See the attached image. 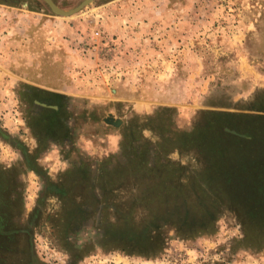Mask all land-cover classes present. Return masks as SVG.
Returning a JSON list of instances; mask_svg holds the SVG:
<instances>
[{"label": "rangeland", "instance_id": "rangeland-1", "mask_svg": "<svg viewBox=\"0 0 264 264\" xmlns=\"http://www.w3.org/2000/svg\"><path fill=\"white\" fill-rule=\"evenodd\" d=\"M104 162L215 231L127 246ZM0 264H264V0H0Z\"/></svg>", "mask_w": 264, "mask_h": 264}, {"label": "trees", "instance_id": "trees-1", "mask_svg": "<svg viewBox=\"0 0 264 264\" xmlns=\"http://www.w3.org/2000/svg\"><path fill=\"white\" fill-rule=\"evenodd\" d=\"M109 164V162H104L102 164L104 168L101 167L99 175H96V177H104L108 173L113 174L110 176L115 178V189L118 194L117 201L113 206V214L116 224L120 225L119 237L127 246L140 244L142 240H145L153 248L155 246L162 248L165 237L161 233L164 226L174 228L176 233L184 239L201 234H211L215 231L216 215L222 211L220 204L222 203V206H224L223 201L211 199V197L207 199V204L203 206L186 190L183 191V194L176 195V190L182 184L179 181L167 184V175H114L119 171L117 167H112L109 170L107 168ZM77 169L79 170L81 167ZM84 174L92 175L90 170L87 171V168ZM146 176L154 177L155 180L160 181L156 190L153 191L152 187L148 191L140 190L141 182H144L141 179ZM223 176V183L230 186L232 180H227V175ZM146 186L148 187V184ZM98 187L104 192H108L110 188L106 185ZM135 188L137 190L134 192ZM106 199L103 198L104 201ZM194 212L198 217L193 216ZM82 213H84V210L79 207L73 209L72 216L83 218ZM207 218H209V222H206ZM108 220L110 221V219ZM193 221L200 223H194ZM127 249V247H123L124 251H127Z\"/></svg>", "mask_w": 264, "mask_h": 264}, {"label": "water", "instance_id": "water-1", "mask_svg": "<svg viewBox=\"0 0 264 264\" xmlns=\"http://www.w3.org/2000/svg\"><path fill=\"white\" fill-rule=\"evenodd\" d=\"M47 4V6L49 7V9L56 15L59 16H72L80 11H82L85 7L89 6L90 4H92L95 0H82L79 4H77L76 6L72 7L69 10H64L62 9L59 5L56 4V2L54 0H44ZM107 122L112 124V125H119L120 124V120L118 119H114V118H109L107 119ZM232 133H236L233 130H229Z\"/></svg>", "mask_w": 264, "mask_h": 264}, {"label": "crops", "instance_id": "crops-1", "mask_svg": "<svg viewBox=\"0 0 264 264\" xmlns=\"http://www.w3.org/2000/svg\"><path fill=\"white\" fill-rule=\"evenodd\" d=\"M122 20V19H121ZM120 20V21H121ZM135 21H141V19L140 20H132V21H130V22H134L135 23ZM123 21H121V23H122ZM120 23V24H121ZM131 28V26H125L124 28L123 27H120L119 29H118V31H117V33L116 34H118L121 38H123L125 41H126V43H131L132 41H133V31L130 29ZM125 43V44H126ZM166 71V70H165Z\"/></svg>", "mask_w": 264, "mask_h": 264}, {"label": "flooded vegetation", "instance_id": "flooded-vegetation-1", "mask_svg": "<svg viewBox=\"0 0 264 264\" xmlns=\"http://www.w3.org/2000/svg\"><path fill=\"white\" fill-rule=\"evenodd\" d=\"M39 104H41V106L44 104V103H39ZM43 107H44V105H43ZM43 107H40V108H43ZM44 109H42V111H43Z\"/></svg>", "mask_w": 264, "mask_h": 264}]
</instances>
